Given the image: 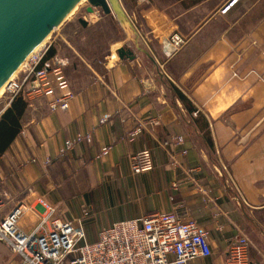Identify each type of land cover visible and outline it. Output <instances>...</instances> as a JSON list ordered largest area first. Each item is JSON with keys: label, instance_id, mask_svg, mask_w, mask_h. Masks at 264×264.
Segmentation results:
<instances>
[{"label": "crops", "instance_id": "obj_1", "mask_svg": "<svg viewBox=\"0 0 264 264\" xmlns=\"http://www.w3.org/2000/svg\"><path fill=\"white\" fill-rule=\"evenodd\" d=\"M227 1L126 3L124 36L102 63L78 52L76 62L62 57L75 99L66 112L46 104L26 110L0 160L8 200L1 218L24 202L29 210L17 226L31 233L55 209L53 218L79 220L94 242L117 222L174 213L209 236L212 255L188 264H226L241 234L252 243L251 264H264V0H239L221 15ZM172 34L187 43L169 55ZM122 48L131 56L120 59ZM88 134L91 144L60 155L67 141ZM103 149L109 154L100 158ZM24 214L33 228L20 221ZM15 261L0 242V264Z\"/></svg>", "mask_w": 264, "mask_h": 264}, {"label": "built area", "instance_id": "obj_2", "mask_svg": "<svg viewBox=\"0 0 264 264\" xmlns=\"http://www.w3.org/2000/svg\"><path fill=\"white\" fill-rule=\"evenodd\" d=\"M238 1L228 0L220 14L227 15ZM186 43L181 35L172 34L166 44L169 55L180 51ZM52 44L48 41L32 53L4 85L3 94L9 97L7 108L15 98L23 96L30 105L46 104L51 113L68 111L75 94L65 73L67 60L58 54L47 59ZM234 76L238 77V74ZM143 128L140 126L130 132L127 142H133ZM183 141L179 138L177 145ZM79 142L91 144L93 137L77 135L66 142L60 155ZM108 154L109 150L103 149L99 157ZM133 162L135 173H139L141 169L135 158ZM3 206L0 196V213ZM28 210L26 203H19L0 218V242L16 256V261L11 264H188L196 258L212 255L208 233L194 221H183L174 213H153L138 220L117 222L99 231L94 242H87L79 220L53 218L55 209H50L49 215L42 218L31 233L22 232L17 226L18 219ZM251 247L252 243L245 235L233 239L226 264H251Z\"/></svg>", "mask_w": 264, "mask_h": 264}, {"label": "water", "instance_id": "obj_3", "mask_svg": "<svg viewBox=\"0 0 264 264\" xmlns=\"http://www.w3.org/2000/svg\"><path fill=\"white\" fill-rule=\"evenodd\" d=\"M82 1L0 0V90ZM86 1L90 15L99 11L111 16L116 12L119 19L127 21L119 0ZM79 23L83 27L88 25L83 19ZM118 55L124 59L131 52L122 48Z\"/></svg>", "mask_w": 264, "mask_h": 264}, {"label": "rangeland", "instance_id": "obj_4", "mask_svg": "<svg viewBox=\"0 0 264 264\" xmlns=\"http://www.w3.org/2000/svg\"><path fill=\"white\" fill-rule=\"evenodd\" d=\"M133 1L135 0H119L124 12L126 10L124 9L126 3L132 4ZM155 1L166 4L170 0ZM87 8V1H82L71 13L68 19L62 24V26L53 31V33L47 39V42H52L56 38V43L52 44V46L56 47L58 55L61 57L67 56L70 59V63L77 61V58L74 60L75 57H77L75 52H78L82 57L91 60V62L102 63L109 52L108 50L110 47L113 46L115 42L121 40V38L124 36V32L121 29V19H119V17L116 19L112 15L105 16L99 11L90 15L87 13ZM114 13L116 14V12ZM123 15L125 16V14ZM115 17H117V15ZM80 19L87 21L88 27L83 28L79 23ZM62 38L67 43H65ZM8 102L9 97L7 95L1 94L0 115L4 110L7 109ZM0 196L3 197V203L5 205L6 202H8L6 195L0 191ZM5 209L6 206H3V210L0 213V218L3 215ZM20 221L28 227H32L33 224L35 225L37 223H34L29 214H24Z\"/></svg>", "mask_w": 264, "mask_h": 264}, {"label": "trees", "instance_id": "obj_5", "mask_svg": "<svg viewBox=\"0 0 264 264\" xmlns=\"http://www.w3.org/2000/svg\"><path fill=\"white\" fill-rule=\"evenodd\" d=\"M57 52L56 47L52 46L48 52L47 59L52 58ZM178 95L184 103H187L181 94L178 93ZM29 106L28 101L23 96H19L14 99L10 108L4 110L0 115V160L20 136L22 120ZM188 109L193 112L190 105Z\"/></svg>", "mask_w": 264, "mask_h": 264}, {"label": "bare ground", "instance_id": "obj_6", "mask_svg": "<svg viewBox=\"0 0 264 264\" xmlns=\"http://www.w3.org/2000/svg\"><path fill=\"white\" fill-rule=\"evenodd\" d=\"M46 42H47V40H46V41H45L40 47H42ZM40 47H39V48H40ZM39 48H38V49H39ZM3 92H4V87L0 90V95L3 94Z\"/></svg>", "mask_w": 264, "mask_h": 264}]
</instances>
